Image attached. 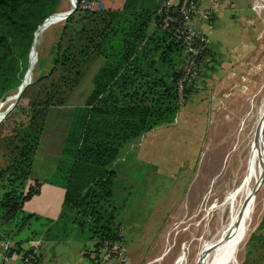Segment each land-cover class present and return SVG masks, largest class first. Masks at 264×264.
<instances>
[{"label":"rangeland","instance_id":"1","mask_svg":"<svg viewBox=\"0 0 264 264\" xmlns=\"http://www.w3.org/2000/svg\"><path fill=\"white\" fill-rule=\"evenodd\" d=\"M220 1H205L202 8L200 4V10L207 12V7L213 4L212 15H216L217 8L225 7L219 8ZM225 1L231 21L225 17L214 21L209 17L201 23L209 42L211 40L209 61L189 90L180 115L171 125V132H155L145 135L144 139L138 138L123 150L113 167L111 202L117 209L127 264H196L201 245L215 237L222 223L227 222L229 209L221 211V202L239 186L245 174L249 144L264 98V0H258L255 9L252 8L255 0H251L249 7L246 5L250 0ZM152 2L154 0H139L137 5L144 7ZM73 5L72 0H61L56 11H67ZM96 9H103L101 0ZM249 11L254 14L250 15ZM66 20L52 22L46 27L32 80L0 122V170L10 164L15 155L21 130L27 128L31 106L42 102L53 90L51 82L59 83L62 70L52 69L51 51L59 42ZM240 29L258 34V61L251 53L231 50L241 41ZM68 34H71L70 29L65 32ZM217 35L222 39L221 53L212 41L217 40ZM62 40L68 44L65 38ZM224 40L233 45L225 47ZM222 64L224 67L230 65L236 76L242 75V82L226 84L223 78H216L213 74ZM87 66L64 105L47 112L27 186L33 185L35 179L40 182L51 178L72 110L83 105L91 91L97 59H91ZM35 195L24 202L23 208H38V203L30 202ZM29 231L23 228L12 232L9 239L12 242L22 240ZM75 234L69 237L74 238ZM79 235L85 237V234ZM73 244H78L79 252L94 248V243L86 238ZM52 249L55 250L54 244H46L47 259L52 258ZM80 256L84 264H96L86 255ZM224 264L233 263L227 259ZM235 264H264V182L256 192L249 229L236 244Z\"/></svg>","mask_w":264,"mask_h":264},{"label":"trees","instance_id":"2","mask_svg":"<svg viewBox=\"0 0 264 264\" xmlns=\"http://www.w3.org/2000/svg\"><path fill=\"white\" fill-rule=\"evenodd\" d=\"M60 2L0 0V102L18 91L34 32L57 12ZM155 11L125 3L116 10L76 9L67 17L51 51L52 69L62 70L59 83L51 82L53 90L31 106L15 155L0 170V241H11L12 232L27 228L29 234L13 242L16 247L38 238L42 246L67 240L73 232L76 237L70 239L86 238L94 248L101 241H119L123 246L117 209L111 202L113 167L128 145L173 122L181 108L176 83L184 47L155 25ZM67 29L70 35H65ZM97 57L102 63L92 76L91 91L84 104L72 110L54 171L45 179L65 190L60 213L54 220L29 213L23 204L39 192L41 182L32 179L34 184L27 186V181L46 114L64 105L88 62Z\"/></svg>","mask_w":264,"mask_h":264},{"label":"built area","instance_id":"3","mask_svg":"<svg viewBox=\"0 0 264 264\" xmlns=\"http://www.w3.org/2000/svg\"><path fill=\"white\" fill-rule=\"evenodd\" d=\"M202 0H166L155 11V25L184 47L181 73L176 83L177 102L183 106L187 90L195 85L202 67L209 61V39L200 30L199 21L209 19L210 12L200 10ZM258 0L252 4L255 9ZM98 0H76V9L94 10ZM42 239L33 240L27 248L16 247L12 241H1L0 257L8 261L14 257L18 264H37ZM91 262L96 264H127V256L119 241H101L90 252Z\"/></svg>","mask_w":264,"mask_h":264},{"label":"bare ground","instance_id":"4","mask_svg":"<svg viewBox=\"0 0 264 264\" xmlns=\"http://www.w3.org/2000/svg\"><path fill=\"white\" fill-rule=\"evenodd\" d=\"M75 1L76 0H72V3L75 4ZM73 7L74 5L71 8ZM67 11H60L52 14L36 30L29 50V63L21 83L22 91L32 80L34 64L42 44L46 27L52 22L65 19L68 15ZM19 90L20 89L8 95L7 98L0 103V122L4 119L6 110L9 109L21 95H18ZM257 119L253 139L251 144H249L250 153L248 154L245 174L242 180L240 179L241 183L239 186L236 189L229 190L230 192L224 197L219 206L221 211H224L225 208L229 209L227 222L222 223L215 237L205 241L201 245L196 264H224V261L227 259L235 264L236 244L241 235L249 229L256 192L262 187L264 182V98L258 111ZM243 224L245 225L242 226Z\"/></svg>","mask_w":264,"mask_h":264},{"label":"crops","instance_id":"5","mask_svg":"<svg viewBox=\"0 0 264 264\" xmlns=\"http://www.w3.org/2000/svg\"><path fill=\"white\" fill-rule=\"evenodd\" d=\"M101 1H102L103 9H111V10L122 9L123 6L125 5V2H126V0H116V1L101 0ZM164 1H166V0H154V2H152L148 6H144V7H141V5H137L139 0H129L128 4L130 5V8L148 9V10L154 11ZM205 1L208 2V0H203V2L201 3V8H202L203 4L205 3ZM250 2H251V0L247 2L246 7H249ZM230 5L232 7L235 6L234 3H231ZM214 7L216 9L215 5H214ZM222 7H224V8L223 9H218V8L216 9V15H212L213 4H212V6L207 7L208 8L207 11L210 12L211 19H214V21H215V19L218 20V18L221 19V17H225L228 21H231V19H228L229 16H228V11H226L227 10V4H226L225 0L222 3L220 1L219 8H222ZM224 9H225V11H223ZM249 12H250V15L253 13V12L251 13V11H249ZM249 12H247V13H249ZM240 19L242 22L243 18L241 17ZM202 22H203V20L199 21L200 30L208 37V39H210L208 34L205 33L201 28ZM212 26L214 27V24H212ZM152 27H154V23H153V25L151 24L150 30H152ZM240 30H241V34H240L241 41L235 48H232L231 50H233L234 52L237 51L238 53L244 52V54L251 53V54L255 55V57H253V58H255L258 61L259 60V50H260L259 49L260 40H259L258 34H254L253 31L250 34V32H249L250 30H246V31H244V29H240ZM244 37H245V39L243 40ZM249 38H250V40H249ZM212 41H215L216 45L218 46V51L221 53L223 50H222V48H221V50L219 48V46L222 45V39H221L220 35H217V40H215V38H214ZM224 41H225L224 44H226L225 47L233 45L232 43L229 42V40L228 41L224 40ZM210 42H211V40H210ZM209 48H210V45H209ZM237 57L238 56H236V60L238 61ZM95 59H97V64H98L97 68L95 69V71H96L99 68L100 64L102 63V59L100 57L99 58L97 57ZM240 59L242 62L243 59L242 58H240ZM236 60H235V62H237ZM220 66L221 67L217 68V71L213 74L216 78H218V79L223 78L224 82L226 84H235L237 81H239V83L242 82L243 76L242 75L241 76L239 75V77L236 76L237 73L234 72L233 70H231L230 65H226V67H224V65L222 64ZM241 67H243V66H241ZM234 87H235V85H234ZM178 114L180 115V110L176 113L174 121L177 120ZM174 121L169 123V124H163V125H160L158 127H155L151 131H149V132L145 133L143 136H141V138L143 137V139H144V137H146L145 135H150V134L155 133V132L156 133L164 132L165 134L170 133L171 132L170 129H172L171 125H173ZM40 182H41V184H40L39 192H38L39 195L38 194L35 195L33 197V199L30 200V202L35 203V204L38 203V205L42 208L37 206L38 208H23V209L29 213H33V214H36L38 216H42V217L54 220L58 217V215L60 213L61 204H62V201L64 198L65 190L59 186H55V185L46 183L45 179H43V181H40ZM77 241L78 240H75V239H67V240L62 241V242H60V241L59 242H51V241L45 242L41 248V253H40L39 260H38L37 264H84L83 258L80 255L84 256L85 254H89V256H90V252L92 250L86 251V249H83L82 251L79 252L78 244H76V245L73 244V243H77ZM30 243L31 242L22 243L21 244L22 248L23 249L27 248ZM46 244H49V245L54 244L55 245V250L52 249L53 256L51 259L46 258L47 257V255L45 254ZM1 252H2V249H1V241H0V253ZM0 259H1L0 264H18V260L14 257L9 258V260L6 262L3 261L1 257H0Z\"/></svg>","mask_w":264,"mask_h":264},{"label":"water","instance_id":"6","mask_svg":"<svg viewBox=\"0 0 264 264\" xmlns=\"http://www.w3.org/2000/svg\"><path fill=\"white\" fill-rule=\"evenodd\" d=\"M75 8H76V5L74 4V7L73 8H71L69 11H67V13H68V15H67V17L69 16V15H71L74 11H75ZM52 15V14H51ZM51 15H49L47 18H45L44 19V21L40 24V25H38V27H40ZM66 17V18H67ZM38 27H37V29H38ZM36 29V30H37ZM36 30H35V32H36ZM35 32H34V34H35ZM28 57H29V53H28ZM18 88L20 89L19 90V93H18V95H20L21 94V92H22V88H21V84L18 86ZM12 107V106H11ZM6 112H8V110L6 111Z\"/></svg>","mask_w":264,"mask_h":264}]
</instances>
